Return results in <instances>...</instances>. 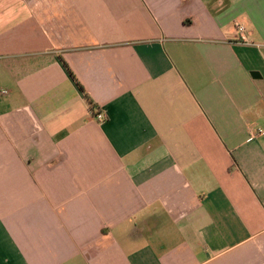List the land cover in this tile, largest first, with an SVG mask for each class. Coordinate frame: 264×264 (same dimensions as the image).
Wrapping results in <instances>:
<instances>
[{
  "label": "crops",
  "instance_id": "0c3cea01",
  "mask_svg": "<svg viewBox=\"0 0 264 264\" xmlns=\"http://www.w3.org/2000/svg\"><path fill=\"white\" fill-rule=\"evenodd\" d=\"M0 264H264V0H0Z\"/></svg>",
  "mask_w": 264,
  "mask_h": 264
},
{
  "label": "built area",
  "instance_id": "2783aa9c",
  "mask_svg": "<svg viewBox=\"0 0 264 264\" xmlns=\"http://www.w3.org/2000/svg\"><path fill=\"white\" fill-rule=\"evenodd\" d=\"M234 27H235L236 33L239 37V40H241L243 42H247V37H246L247 27H246V25H244L241 22H237ZM3 94H7V91H3ZM96 118L98 121L102 122V121L106 120V115L104 113H99L96 115Z\"/></svg>",
  "mask_w": 264,
  "mask_h": 264
},
{
  "label": "water",
  "instance_id": "95a60500",
  "mask_svg": "<svg viewBox=\"0 0 264 264\" xmlns=\"http://www.w3.org/2000/svg\"><path fill=\"white\" fill-rule=\"evenodd\" d=\"M252 76H253V78H255V79L261 77V75H260L258 72H253V73H252Z\"/></svg>",
  "mask_w": 264,
  "mask_h": 264
}]
</instances>
